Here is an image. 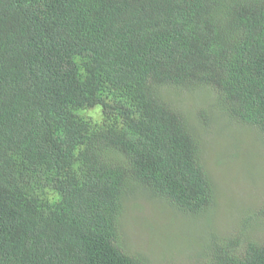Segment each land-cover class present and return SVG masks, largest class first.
<instances>
[{
    "label": "trees",
    "instance_id": "16d2710c",
    "mask_svg": "<svg viewBox=\"0 0 264 264\" xmlns=\"http://www.w3.org/2000/svg\"><path fill=\"white\" fill-rule=\"evenodd\" d=\"M217 120L264 153V0H0V264H264V182L210 228L242 161ZM140 197L185 218L156 261L122 238Z\"/></svg>",
    "mask_w": 264,
    "mask_h": 264
},
{
    "label": "rangeland",
    "instance_id": "374dc122",
    "mask_svg": "<svg viewBox=\"0 0 264 264\" xmlns=\"http://www.w3.org/2000/svg\"><path fill=\"white\" fill-rule=\"evenodd\" d=\"M172 97L186 99L193 96L188 92L177 91ZM190 106L192 105L189 104L188 107ZM196 131H199L198 126ZM204 135L211 143L216 140L227 146L230 152L237 148V152L242 157V161L240 160L236 165L228 169L226 166L223 168L218 166L216 172L213 173V177L218 178L217 190L221 194V199L220 208L212 210L210 228L222 232L226 236L230 231L239 230L243 218L251 215L257 204L260 203L264 182V176L261 173L264 166V153L259 151L263 144L254 138V132L249 133L238 122L227 120L211 122ZM213 166L216 167L214 164ZM137 204L134 211L136 216L133 217L134 219L128 217L126 224L123 225L122 238L127 241L126 244L133 246L135 251L150 256L156 261V257L159 256L153 252L154 249L165 251L167 249L166 242H170L171 247L173 246L172 241L163 240L166 235H176L174 230L178 228L184 231L182 235L188 233L185 231V226H181L185 218L181 215L175 218L170 211H163V207L158 212L156 208L159 207V204L151 199L140 197L137 199ZM250 222L252 224L250 235L255 238H264V223L257 221L254 216ZM191 226L193 227V223ZM171 258L174 264L190 263L189 258L184 256L175 255ZM173 263L170 261V264Z\"/></svg>",
    "mask_w": 264,
    "mask_h": 264
}]
</instances>
